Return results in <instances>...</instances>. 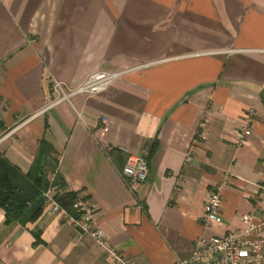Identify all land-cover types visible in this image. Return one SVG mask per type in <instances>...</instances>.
<instances>
[{"label":"crops","instance_id":"1","mask_svg":"<svg viewBox=\"0 0 264 264\" xmlns=\"http://www.w3.org/2000/svg\"><path fill=\"white\" fill-rule=\"evenodd\" d=\"M129 67L99 94L45 108L50 78L76 87ZM41 141L131 264H173L198 237L240 227L264 173V0H0V152L26 173ZM128 153L148 164L135 192L120 175ZM226 169L222 224L204 226ZM46 208L25 225L0 209V264H112L64 210Z\"/></svg>","mask_w":264,"mask_h":264},{"label":"built area","instance_id":"2","mask_svg":"<svg viewBox=\"0 0 264 264\" xmlns=\"http://www.w3.org/2000/svg\"><path fill=\"white\" fill-rule=\"evenodd\" d=\"M135 68V67H134ZM129 67L116 71L100 70L89 74L76 87H66L61 81L50 78L49 84L52 98L46 102L45 108L69 101L76 93L89 95L105 91L117 78L134 70ZM100 129L107 131L110 121L107 116L100 115ZM250 134V128L245 127L236 134V143L241 144ZM191 155L185 156V161L191 160ZM264 164V161H263ZM124 184L131 192L138 190L148 175L146 158L141 154L128 153L120 171ZM50 175V179L53 178ZM231 179V172H222L219 181L209 191L203 205L201 222L204 226L222 224V192ZM46 213L52 214L59 210L54 199V188L49 187L44 192ZM79 217H71L78 239L89 235L94 242L102 247L112 264H131L127 257L117 251L106 241L104 232L97 219L96 207L90 199L79 196L74 205ZM253 210L240 215L241 226L225 234L200 236L193 244L189 256L176 260L173 264H264V173L261 175L256 190L252 195Z\"/></svg>","mask_w":264,"mask_h":264},{"label":"trees","instance_id":"3","mask_svg":"<svg viewBox=\"0 0 264 264\" xmlns=\"http://www.w3.org/2000/svg\"><path fill=\"white\" fill-rule=\"evenodd\" d=\"M155 144V139L148 144L149 153ZM48 171L54 172L52 179L48 178ZM66 186L57 171L56 159L51 157V146L46 141L40 142L38 153L26 173H22L0 152V209L5 222L17 221L22 225L34 222L43 211L44 192L49 187L54 188V199L59 207L69 216L79 217L74 206L79 197L78 192ZM31 232L35 237L34 244H37L40 241L39 232L36 229Z\"/></svg>","mask_w":264,"mask_h":264}]
</instances>
